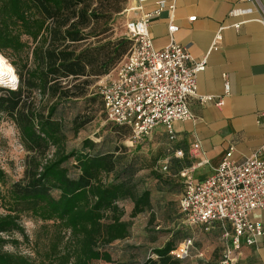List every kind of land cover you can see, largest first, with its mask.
<instances>
[{
	"label": "trees",
	"instance_id": "obj_1",
	"mask_svg": "<svg viewBox=\"0 0 264 264\" xmlns=\"http://www.w3.org/2000/svg\"><path fill=\"white\" fill-rule=\"evenodd\" d=\"M122 1L126 0H0V54L26 52L27 63L32 62L21 72L16 90L0 95V112L16 120L27 150L34 152L27 182L14 183L6 194L2 186L7 185L8 177L0 167V199L10 198L9 213L0 214V264H36L25 255L3 249L8 242L5 233L24 232L20 222L23 213L58 223L59 235L64 229L69 231L70 239L62 252L54 245L52 262L91 264L93 260L112 262L107 247L131 234L132 220L124 218L121 201L133 202L131 218L153 209L151 190L140 188L138 156H130L123 145L92 152L98 144L90 138L84 139L83 150L67 151L63 120L55 118L60 101L85 97L90 84L85 79L69 86L65 79L107 75L131 49L133 41L127 37L110 42L99 54L80 49L89 38L106 31L99 27L122 11ZM35 90L56 100L47 108L38 106L31 100ZM2 91L6 89L0 87ZM102 100L106 113L103 96ZM89 121L78 122L75 117L74 129L78 131ZM111 127L118 132L130 128L116 123ZM52 146L55 152L48 157ZM71 158L76 161L75 175L65 166ZM151 215L150 221L154 218ZM175 248L170 239L153 250L157 257L149 256L140 264H179L182 259L171 254Z\"/></svg>",
	"mask_w": 264,
	"mask_h": 264
},
{
	"label": "rangeland",
	"instance_id": "obj_2",
	"mask_svg": "<svg viewBox=\"0 0 264 264\" xmlns=\"http://www.w3.org/2000/svg\"><path fill=\"white\" fill-rule=\"evenodd\" d=\"M121 12L114 13L108 24L100 26L106 31L99 36H92L80 49L89 48L91 54L104 52L110 42L126 38V25L130 20L133 10H129L130 0L122 1ZM4 57L12 63L15 69V84H1L6 91L0 95H8V90H16L21 81V72L31 66L27 63V53H15L8 51ZM118 62H115L117 64ZM114 64V65H115ZM90 69V67H89ZM92 71V69H90ZM105 74L88 75L76 80L74 76L65 79L64 84L72 86L82 80H89L87 95L85 97L73 98L70 101L62 100L59 103L55 118L63 120V132L66 134V149L83 150L84 139L90 138L98 144L92 151L113 150L117 145L128 148L130 156H138L139 165L142 167L138 172L141 180L140 188L151 190L153 209L131 218L133 202L124 200L120 206L125 210L124 218L132 220L131 234L126 239H119L111 243L107 250L111 253L113 261L93 260L91 264H140L149 256L157 257L153 250L162 247L168 240H173L176 248L186 239L192 238L193 245L189 255L183 258L179 264H216L222 258L221 227L215 226L206 229L204 226H193L185 221L180 211V198L183 191V178L180 175L184 167H190L197 158L188 159L186 155L179 158L176 155V143L169 140L163 130L155 129L150 139L139 140L133 134L131 128L124 131H115L106 113L101 108L102 88L106 82ZM95 101L91 102L90 98ZM31 100L38 106L48 107L51 102L48 97L43 96L35 90ZM59 102V101H58ZM47 112V109H46ZM77 117L78 122L90 121L83 125L78 131L74 129L73 120ZM90 152V149H86ZM55 148L52 146L48 157H52ZM33 151L27 150L24 143L21 129L16 120L5 112H0V167L6 172L8 182L2 186L6 194L9 188L16 182H27V170L31 166ZM76 161L71 158L67 166L72 175L77 174L75 169ZM55 195L59 193L54 191ZM10 198L0 199V214L9 213ZM153 213L154 218L150 221ZM20 222L24 232L13 230L5 233L4 237L8 242L4 250L12 253H19L29 257L36 264H56L54 260L53 247L58 244V252H62L64 246L69 242L70 233L65 229L59 235L58 223L44 221L34 217L31 213L21 214ZM173 254V253H171ZM175 255V254H173ZM176 256V255H175ZM177 257V256H176ZM178 258V257H177Z\"/></svg>",
	"mask_w": 264,
	"mask_h": 264
},
{
	"label": "built area",
	"instance_id": "obj_3",
	"mask_svg": "<svg viewBox=\"0 0 264 264\" xmlns=\"http://www.w3.org/2000/svg\"><path fill=\"white\" fill-rule=\"evenodd\" d=\"M137 1L138 5L129 10H140L146 0ZM241 1L257 4L264 24L262 0ZM164 5L159 2L155 12L161 11ZM250 11L233 8L230 14L238 16ZM151 17V13H145L127 22L126 37L133 45L116 68L105 76L101 94L108 119L129 126L139 140L148 139L162 126L169 140L174 142L177 139L174 124L193 118L190 100L199 97L204 103L215 98L197 93V77L207 65V57L193 60L186 48L174 40L173 34L179 30L174 22L169 25L170 43L163 49L155 48L149 28ZM189 19L193 21L196 16ZM226 87L228 91V83ZM223 103V98L217 102L218 105ZM259 121L264 125V111ZM176 155L183 157L184 154L176 151ZM180 175L183 178L180 211L185 221L206 229L221 227L223 251L216 264H235L244 245H253L258 237L264 236L263 224L251 218L253 211L264 209V144L244 161H237L234 148H230L222 163L202 180H196L191 168H184ZM193 243L192 238L186 239L172 253L183 259L189 255Z\"/></svg>",
	"mask_w": 264,
	"mask_h": 264
},
{
	"label": "crops",
	"instance_id": "obj_4",
	"mask_svg": "<svg viewBox=\"0 0 264 264\" xmlns=\"http://www.w3.org/2000/svg\"><path fill=\"white\" fill-rule=\"evenodd\" d=\"M159 2L165 5L155 12ZM130 5L138 1L130 0ZM233 8L251 11L232 16ZM145 13L152 14L149 28L155 48L170 43L169 25L174 22L179 25L174 40L193 60H208L198 74L197 93L215 99L203 103L199 97L192 98L193 118L174 124L176 151L188 159L197 158L191 165L196 180L211 175L232 147L237 161L255 154L264 144V125L259 121L264 111V24L259 6L241 0H146L130 20ZM192 16L196 19L190 21ZM220 98L223 105L217 104ZM157 129L164 131L162 126ZM251 218L264 226V209L253 211ZM235 264H264V236L244 245Z\"/></svg>",
	"mask_w": 264,
	"mask_h": 264
},
{
	"label": "bare ground",
	"instance_id": "obj_5",
	"mask_svg": "<svg viewBox=\"0 0 264 264\" xmlns=\"http://www.w3.org/2000/svg\"><path fill=\"white\" fill-rule=\"evenodd\" d=\"M15 69L11 63L0 54V85L1 84H15ZM5 86V85H1Z\"/></svg>",
	"mask_w": 264,
	"mask_h": 264
},
{
	"label": "water",
	"instance_id": "obj_6",
	"mask_svg": "<svg viewBox=\"0 0 264 264\" xmlns=\"http://www.w3.org/2000/svg\"><path fill=\"white\" fill-rule=\"evenodd\" d=\"M4 87H6V86H4Z\"/></svg>",
	"mask_w": 264,
	"mask_h": 264
}]
</instances>
